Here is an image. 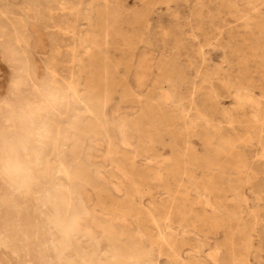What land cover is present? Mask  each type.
<instances>
[{
    "label": "rangeland",
    "instance_id": "374dc122",
    "mask_svg": "<svg viewBox=\"0 0 264 264\" xmlns=\"http://www.w3.org/2000/svg\"><path fill=\"white\" fill-rule=\"evenodd\" d=\"M0 230V264H264V0H0Z\"/></svg>",
    "mask_w": 264,
    "mask_h": 264
},
{
    "label": "bare ground",
    "instance_id": "6f19581e",
    "mask_svg": "<svg viewBox=\"0 0 264 264\" xmlns=\"http://www.w3.org/2000/svg\"><path fill=\"white\" fill-rule=\"evenodd\" d=\"M62 81V80H61ZM250 136V135H249ZM252 137V136H251ZM260 142V141H259ZM258 183V182H257ZM20 211V208L17 209ZM37 213V212H36ZM176 243V242H175ZM0 245H3L6 248H12L11 240L5 235L4 230H0ZM263 246V245H262ZM173 258V257H172Z\"/></svg>",
    "mask_w": 264,
    "mask_h": 264
}]
</instances>
